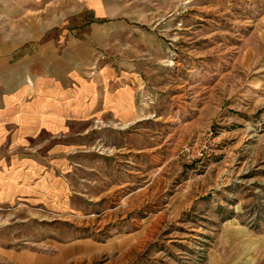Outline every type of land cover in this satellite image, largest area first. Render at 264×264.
I'll list each match as a JSON object with an SVG mask.
<instances>
[{
	"label": "rangeland",
	"instance_id": "rangeland-1",
	"mask_svg": "<svg viewBox=\"0 0 264 264\" xmlns=\"http://www.w3.org/2000/svg\"><path fill=\"white\" fill-rule=\"evenodd\" d=\"M64 36L90 78L132 65L143 112L42 150L0 203V264H264V0H0L7 50Z\"/></svg>",
	"mask_w": 264,
	"mask_h": 264
},
{
	"label": "crops",
	"instance_id": "crops-1",
	"mask_svg": "<svg viewBox=\"0 0 264 264\" xmlns=\"http://www.w3.org/2000/svg\"><path fill=\"white\" fill-rule=\"evenodd\" d=\"M20 28L39 24L26 16ZM30 39L22 38L20 44L30 47L17 52L7 50L11 41L0 42V203L33 189L42 150L65 163L67 142L85 137L86 125L95 120L134 124L143 112L138 101L143 81L132 65L106 63L90 78L92 42L71 36ZM81 126L84 131H76ZM60 251L51 263L60 262Z\"/></svg>",
	"mask_w": 264,
	"mask_h": 264
},
{
	"label": "built area",
	"instance_id": "built-area-1",
	"mask_svg": "<svg viewBox=\"0 0 264 264\" xmlns=\"http://www.w3.org/2000/svg\"><path fill=\"white\" fill-rule=\"evenodd\" d=\"M201 155V154H200Z\"/></svg>",
	"mask_w": 264,
	"mask_h": 264
}]
</instances>
